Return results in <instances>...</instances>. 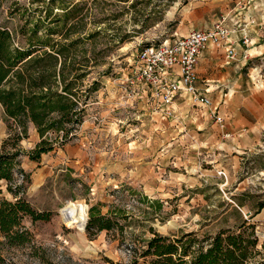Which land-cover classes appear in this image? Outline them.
<instances>
[{
    "label": "rangeland",
    "instance_id": "rangeland-1",
    "mask_svg": "<svg viewBox=\"0 0 264 264\" xmlns=\"http://www.w3.org/2000/svg\"><path fill=\"white\" fill-rule=\"evenodd\" d=\"M211 1L212 8L220 2ZM248 1L236 0L235 10H247L250 5L251 10H264V0ZM96 2H87L94 11L87 16L86 27L101 28L108 36L88 47L96 62L81 88L93 81L97 85L88 93L82 122L63 144L39 160L21 155L20 167L28 180L16 174L11 187L22 183L17 196L7 189L6 180H0L1 198L11 202L20 198L48 216L33 220L24 215L25 240L20 244L7 242L0 233L5 262L149 264L150 257L141 256L140 251L152 231L171 237L194 231L201 237L233 227L234 208L256 224L260 253L254 258L264 260V129L255 140L239 135L244 132L239 128L233 134L225 130L243 113L237 110L241 96L232 87L224 90L225 102L218 105L225 122L221 127L187 95L175 100L171 115L165 114L157 90L139 79L140 49L186 35V10L204 0ZM55 6L50 25L56 23L51 18L62 12ZM10 10H16L12 17ZM45 11L41 0H3L0 21L8 20L13 27L30 26ZM259 21L261 40L245 47L251 61L239 84L248 82V100L257 107L259 123H264V16ZM120 35L124 38L117 40ZM8 132L0 104V144ZM39 139L30 123L22 149H32ZM239 202L243 205L238 206ZM259 202L263 206L257 210ZM91 205L103 214L116 213L117 225L89 234L85 226ZM81 210L86 222L74 224L84 216Z\"/></svg>",
    "mask_w": 264,
    "mask_h": 264
},
{
    "label": "trees",
    "instance_id": "trees-1",
    "mask_svg": "<svg viewBox=\"0 0 264 264\" xmlns=\"http://www.w3.org/2000/svg\"><path fill=\"white\" fill-rule=\"evenodd\" d=\"M41 1L46 11L30 26L23 23L13 27L8 20L0 21V104L9 129L0 144V180L7 181V189L14 196L22 188V183L11 187L16 174L28 180V174L20 167L21 155L39 160L43 153L63 144L82 122L88 93L97 85L93 81L88 88H81L96 62L93 54H88L93 49L88 47L108 36L101 28L86 27V18L94 11L90 10L88 0ZM91 2L97 5L96 0ZM54 3V8L62 12L51 18L56 23L50 25ZM15 13L16 10L9 11L11 17ZM53 35L59 39H53ZM109 37L112 39L113 35ZM117 37V40L124 38ZM30 123L40 139L32 149L24 151L21 141L27 137ZM240 205L243 204L239 202ZM262 206L263 202H259L257 210ZM81 211L84 216L74 224L85 222L84 210ZM234 212L237 222L233 227H222L201 237L194 231L174 237L152 231L140 255L150 257L149 264H264V260L254 258L260 253L256 224L250 220L251 216L245 218L235 208ZM24 215L33 220L48 218L20 198L11 202L0 197V233L7 242L20 244L25 240L21 229ZM116 216L111 212L103 214L98 206L91 205L85 229L89 234L112 229ZM0 264H7L1 252Z\"/></svg>",
    "mask_w": 264,
    "mask_h": 264
},
{
    "label": "built area",
    "instance_id": "built-area-1",
    "mask_svg": "<svg viewBox=\"0 0 264 264\" xmlns=\"http://www.w3.org/2000/svg\"><path fill=\"white\" fill-rule=\"evenodd\" d=\"M240 18L233 24L241 31V41L248 43V33ZM235 28V29H236ZM235 32L227 23V16L216 20L210 28L192 29L186 35L175 37L171 42L150 45L140 49L139 79H144L157 90L161 98L162 111L171 115L172 104L178 97L189 96L192 101L206 108L209 116L219 126L224 127V117L211 98L197 86L196 66L201 53L211 47L223 45L225 63L230 64L236 59L235 45L230 35ZM246 57V53H244Z\"/></svg>",
    "mask_w": 264,
    "mask_h": 264
},
{
    "label": "crops",
    "instance_id": "crops-1",
    "mask_svg": "<svg viewBox=\"0 0 264 264\" xmlns=\"http://www.w3.org/2000/svg\"><path fill=\"white\" fill-rule=\"evenodd\" d=\"M219 1V3L213 4L214 8L211 7V0H204V2L195 4L196 6L193 10H186L184 14L185 28L187 32L192 29H207L220 17L227 16L228 25L235 30V32L231 33L229 39L235 45L236 59L230 64L225 63V49L223 45H214L205 49L201 53L196 66L198 76L197 86L202 91L206 90V94L211 98L213 103L218 105L223 100V94H228L224 90L232 87V91L241 96L237 110L243 113L239 112L237 121H233V126L232 123H228L225 130L232 131L233 134V130L239 128L238 131H244L239 135H244L246 138L255 140L258 132L264 129V123H259L256 113L257 107L248 100L250 92L246 94V91H251V88L246 86L248 82L245 81V86L241 84L243 83L242 76L247 68L245 65L251 61L250 55L244 57V52L248 51L245 47L254 45L261 40L257 31L260 27L257 28V26L261 25L259 18L264 16V10L262 12L261 10H251V5L247 10H235L234 3L236 0ZM248 2H251V0ZM239 15L241 25L243 26V23H245L248 33L247 44L241 41V31L233 24L234 20L239 18ZM244 94L246 95L244 96ZM223 101L225 102V99Z\"/></svg>",
    "mask_w": 264,
    "mask_h": 264
},
{
    "label": "bare ground",
    "instance_id": "bare-ground-1",
    "mask_svg": "<svg viewBox=\"0 0 264 264\" xmlns=\"http://www.w3.org/2000/svg\"><path fill=\"white\" fill-rule=\"evenodd\" d=\"M174 109V108H173ZM85 222H86V219H85ZM85 222H84V224H85Z\"/></svg>",
    "mask_w": 264,
    "mask_h": 264
}]
</instances>
